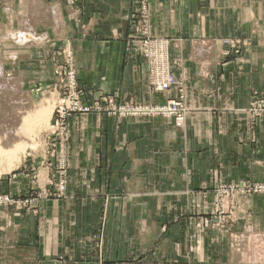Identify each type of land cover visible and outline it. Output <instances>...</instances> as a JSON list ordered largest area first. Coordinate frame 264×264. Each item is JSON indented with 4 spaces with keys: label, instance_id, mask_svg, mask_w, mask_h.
Listing matches in <instances>:
<instances>
[{
    "label": "crops",
    "instance_id": "crops-1",
    "mask_svg": "<svg viewBox=\"0 0 264 264\" xmlns=\"http://www.w3.org/2000/svg\"><path fill=\"white\" fill-rule=\"evenodd\" d=\"M146 3L149 33L170 42L173 73L183 81L185 126L162 116L71 115L65 197L28 210L0 207V264L264 259L263 195L228 232L213 225L215 190L264 184V122L253 127L247 114L253 95L264 94V0ZM135 10L134 0H0V42L70 45L84 104L116 97L165 105L178 88L151 90L148 65L131 43ZM234 39L248 45L227 57L223 41ZM34 157L0 177L1 193L24 200L47 188L56 172L47 165L58 158Z\"/></svg>",
    "mask_w": 264,
    "mask_h": 264
},
{
    "label": "rangeland",
    "instance_id": "rangeland-1",
    "mask_svg": "<svg viewBox=\"0 0 264 264\" xmlns=\"http://www.w3.org/2000/svg\"><path fill=\"white\" fill-rule=\"evenodd\" d=\"M9 17H10V10H9ZM22 21L23 23L27 22V19L24 18ZM4 22H5L4 26L6 27V30L8 28L11 29V24H12L11 20L7 19V21ZM234 40H233L234 42L231 44L228 45L224 44V46L229 47L228 50L225 49L227 57L232 55H239L242 49L244 48V46L248 45L247 41L245 40H241V39H234ZM69 47L71 46L70 45L60 46L55 42H53L52 44H47L46 42L38 45L32 43L23 46V48L22 47L20 48L17 45L13 44V42H11L8 39L6 41L2 40L0 42V69H3L0 75L1 77L0 78V84H1L0 85V105H1L0 132H4L5 129L10 130V126H13V124L15 123H17L18 125V122H20L21 120L22 122L18 126L20 127L24 121L25 123L24 127H26L27 132L25 135H23L24 137L22 138V142H23L22 146L26 147L28 145L24 154L23 153H18L19 155L17 154L18 157L17 159L18 160L21 159V161H17L15 159V161L17 162L15 161L12 162V160L10 159V157H8V155L7 156L1 155V157L2 156L3 157L2 158L0 157V177L5 176L6 174H9L13 171L21 170L22 162L25 161L26 159H33L35 158L34 156L36 155L39 157L43 156L44 160L47 163L49 160L53 159L54 157L58 158L57 159L58 164H56V166L47 165V168L50 169V171L53 172L56 170L55 174L54 175L52 174V176L49 178L47 188L42 190V192L40 193H36V194L32 193L31 196L27 197V199L24 200H14L11 199L10 196L0 192V207H10L14 204L16 205L18 210L20 208L21 209L25 208L28 210L29 208L32 209L35 207V201H39L42 199L57 200L58 198L60 199L65 197L68 187L67 186L68 171H66L65 169L66 164L64 163L65 162L64 160H65V153H66L65 151H66L67 138H68L67 122L69 120V117L65 120L61 119V114L59 113L58 110H64L65 113L67 112L66 103L69 102L64 98H65V94H67V92L69 91V88L67 86L70 85V83L68 84L69 82L68 77L70 73L69 67L71 66H73L76 71L75 73H76L78 92L80 93L78 70H77V66L75 65L76 59L74 56V52L69 50ZM210 48L212 47L206 46V50ZM169 52H170V48H169ZM143 59L145 63H147L145 58ZM169 63L171 64V70L173 72L174 63H172L171 61H169ZM175 77L177 78V76ZM8 78L11 79V81ZM179 79H181V82L183 83L182 78ZM179 86L177 87L175 86V87L178 88ZM175 87L171 88L170 90L174 89ZM151 90L154 93H159V92H155L153 88H151ZM182 91L184 93V88H182ZM259 94L264 96V94L262 93ZM105 98H113V97H102L100 99V102L93 104H86V105L94 106L101 104L106 107V105L103 104ZM79 99L81 100L82 103H84L82 95H80ZM176 99H178V96L177 98H175V100ZM17 102H19L21 105ZM136 104L142 107L147 106L153 108H160L161 106L167 105L166 103L165 105L152 106L150 104H146V103L143 104L138 102H136ZM184 105H185V100H184ZM16 106H18L19 108H17ZM15 107L17 108L18 112L17 110L15 111L16 109ZM47 108H48L47 112H40V110L42 111L47 110ZM188 112L189 110L187 111V113ZM247 114H248V110H247ZM162 117H166V116H162ZM16 119H18V121ZM249 121H251V125L255 127L259 125L261 122H264V119L261 120L259 123L254 122L252 120ZM178 127L183 128L184 126L183 127L178 126ZM1 140L2 137L0 136V145L2 144ZM31 144H36V147L31 148ZM10 160L11 162H9ZM9 165H11L12 167ZM232 186L235 185H231V187ZM249 200L250 199L246 201L244 199H241L239 196L236 197L235 210L241 213L248 212L247 210L249 209L248 207ZM244 240H243L244 243L246 242L245 249L248 248V245L249 247H251L252 243L247 242V237Z\"/></svg>",
    "mask_w": 264,
    "mask_h": 264
},
{
    "label": "built area",
    "instance_id": "built-area-1",
    "mask_svg": "<svg viewBox=\"0 0 264 264\" xmlns=\"http://www.w3.org/2000/svg\"><path fill=\"white\" fill-rule=\"evenodd\" d=\"M136 10L131 15L130 19L133 24V35L131 43L134 49L137 50L142 58H145L148 63L150 86L155 92H165L173 87H178V99L170 101L165 106L160 108L142 107L132 100L126 102H118L116 97L105 98L104 105L98 104L94 106L86 105L79 99L76 71L73 66L69 67L68 84L69 91L65 94L67 112L58 110L61 114V119L65 120L71 115L91 114V113H107L110 116L119 118L131 117H151V116H166L174 119L178 126H185L187 108H185V96L182 91L183 83L181 79L176 78L171 70L169 46L170 42L165 39H155L149 33V18L147 12V0H134ZM235 41V40H234ZM233 40H224V44H231ZM250 120L259 123L264 119V96L259 93L254 94V98L248 109ZM63 122V121H62ZM215 197V213L213 215V225L218 228L221 233L228 232L231 225L239 220H246L247 212H237L235 210L236 197L248 200L253 198V195L264 196V184L257 182H248L238 184V186H223L214 192ZM240 264H264V259Z\"/></svg>",
    "mask_w": 264,
    "mask_h": 264
},
{
    "label": "bare ground",
    "instance_id": "bare-ground-1",
    "mask_svg": "<svg viewBox=\"0 0 264 264\" xmlns=\"http://www.w3.org/2000/svg\"><path fill=\"white\" fill-rule=\"evenodd\" d=\"M24 35V36H23ZM22 37H24L26 40V42H29L30 41H33L34 38L32 37H29V36H26L27 34H23ZM6 45V44H5ZM3 69H0V75H1V71ZM1 78V77H0ZM9 79V78H8ZM3 80V79H2ZM11 81V79H9ZM8 81V80H7ZM9 82V81H8ZM7 84V83H6ZM5 84V85H6ZM1 85V84H0ZM7 87V86H6ZM15 102V101H14ZM19 103V102H17ZM20 104V103H19ZM21 105V104H20ZM1 106V105H0ZM19 106V105H18ZM18 106H16L17 108H19ZM15 107V108H16ZM17 108L15 109V111L17 110ZM14 109V108H13ZM48 111V108L47 110H40V112H47ZM18 112V110H17ZM39 112V113H40ZM20 113V112H19ZM50 115V114H49ZM22 116V115H21ZM20 116V117H21ZM18 117V118H20ZM24 117V116H23ZM18 121V119H16ZM22 121L20 120V122H18V125L17 123L13 124V126H10V130H7L5 129L4 132H0V136L2 137V140H1V145H0V157L1 155H4V156H7L10 157V159L13 161H15V159L17 161H21L18 160L17 158V154L18 153H25L26 149H27V146H22L23 145V142H22V138L24 137L23 135L26 134V127H24L25 123L23 121L22 125L20 127H18L20 125ZM36 123V122H35ZM34 127V126H33ZM35 129V128H34ZM27 144V143H26ZM24 147V148H23ZM36 147V144H31V148H35ZM16 155V156H15ZM19 155V154H18ZM15 156V157H14ZM3 157V156H2ZM1 157V158H2ZM11 160L9 162H11ZM15 161V162H17ZM9 164V163H8ZM19 164V162H18ZM11 166V165H9ZM14 166V165H13ZM12 167V166H11ZM11 169V168H10Z\"/></svg>",
    "mask_w": 264,
    "mask_h": 264
}]
</instances>
